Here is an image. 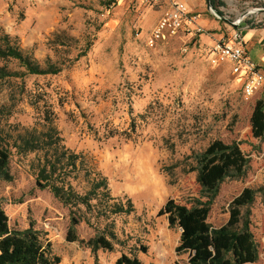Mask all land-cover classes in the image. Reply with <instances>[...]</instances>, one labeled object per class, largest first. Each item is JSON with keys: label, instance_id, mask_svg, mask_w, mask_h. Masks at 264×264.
I'll return each instance as SVG.
<instances>
[{"label": "rangeland", "instance_id": "1", "mask_svg": "<svg viewBox=\"0 0 264 264\" xmlns=\"http://www.w3.org/2000/svg\"><path fill=\"white\" fill-rule=\"evenodd\" d=\"M219 1L224 6L218 10L229 19L264 9V0ZM189 7L217 22L220 32L228 27L208 12L205 0H190ZM168 8L167 1L153 0H0V30L17 37L41 66L50 60L61 67L55 75L0 80V132L38 126L49 109L65 146L91 157L107 177L111 196L123 204L129 199L134 207L113 218L121 245L93 255L79 242H66L68 210L35 188L34 155L14 154L12 180L0 181L1 206L11 228L32 224L60 264H114L130 250L142 264H187L186 254L175 253L179 229L168 228L157 213L169 199L190 207L199 198L188 157L214 139L236 142L249 167L243 178L220 185L208 223L223 225L228 204L244 188L264 189V138L254 139L250 129L253 105L264 99V88L244 98L229 66L209 63L212 42L201 36L148 46ZM257 14L264 22V12ZM206 31L208 38L219 32ZM0 67L22 70L15 61L0 60ZM76 232L83 241L94 235L83 222ZM251 232L258 248L253 264H264V194L252 205Z\"/></svg>", "mask_w": 264, "mask_h": 264}, {"label": "trees", "instance_id": "2", "mask_svg": "<svg viewBox=\"0 0 264 264\" xmlns=\"http://www.w3.org/2000/svg\"><path fill=\"white\" fill-rule=\"evenodd\" d=\"M213 8L224 6L210 0ZM79 54L77 57L84 56ZM0 60L15 61L20 71L0 67V80L23 78L26 75H55L61 71L56 63L45 61L41 66L30 51L21 48L17 37L0 30ZM251 135L264 138V99L255 101L250 115ZM33 154L30 168L35 188L47 191L68 210L69 225L65 240L79 242L95 255L97 251L112 252L121 245L114 232L113 218L129 215L134 207L129 199L125 204L110 194L108 179L95 165L94 160L76 153L64 144L49 109L41 113L38 126L22 128L16 132H0V181L10 182L9 163L13 155ZM188 159V172H195L199 198L190 207L167 200L157 217L164 216L168 228H180L176 255L186 254L187 264H253L258 258L257 243L251 232V209L264 189L244 188L227 207V221L214 227L208 223L210 208L226 180L245 176L249 159L236 142L210 141ZM85 223L94 230L87 241L78 238L76 227ZM141 253L147 248L139 247ZM0 264H60V258L51 252L50 244L43 241L30 224L25 229L11 228L0 202ZM114 264H142L130 250L122 253Z\"/></svg>", "mask_w": 264, "mask_h": 264}, {"label": "built area", "instance_id": "3", "mask_svg": "<svg viewBox=\"0 0 264 264\" xmlns=\"http://www.w3.org/2000/svg\"><path fill=\"white\" fill-rule=\"evenodd\" d=\"M153 1L155 3L167 1L169 8L162 14L150 33L147 40L148 46L152 47L159 41H165L173 37H192L189 40L187 39L189 43L195 37L207 33L199 24L200 14L190 10L185 1ZM258 15L257 13L249 14L239 23H237V20L241 14L234 19L228 18L231 21L230 24L227 23L229 26L228 34L220 40L215 41L209 51V63L212 66L228 65L230 74L240 80L241 93L246 99L253 97L264 87V72L248 56L243 44L242 33L237 27L242 22L252 26H264L262 18H259ZM261 16L264 17L263 14ZM182 51H186L185 47H183Z\"/></svg>", "mask_w": 264, "mask_h": 264}, {"label": "crops", "instance_id": "4", "mask_svg": "<svg viewBox=\"0 0 264 264\" xmlns=\"http://www.w3.org/2000/svg\"><path fill=\"white\" fill-rule=\"evenodd\" d=\"M182 1H185L189 7V1L190 0H182ZM222 4L224 5V3H222ZM200 17H201V15H200ZM199 24L205 30L206 29L207 30L214 29L216 31H219V32L212 34L210 38L207 37L208 35L204 36L205 34L200 35L201 37L199 40L203 41V42L205 41L208 43V41H211L213 44L215 41L220 40L221 38L226 36L229 32V26L227 28H224V32H220V28H219L220 26L214 20L209 21L208 19L200 18ZM237 29L240 30L242 33L243 44H244V47L247 51L248 56L264 72V26H262V25L261 26H252V25H249L245 22H242L241 24L238 25ZM206 34H208V32ZM197 37H195L194 39L198 41ZM184 38L189 40L192 37H184Z\"/></svg>", "mask_w": 264, "mask_h": 264}, {"label": "water", "instance_id": "5", "mask_svg": "<svg viewBox=\"0 0 264 264\" xmlns=\"http://www.w3.org/2000/svg\"><path fill=\"white\" fill-rule=\"evenodd\" d=\"M206 6H207V10L214 16L216 17L218 20H222L225 21L226 23H231V21L226 18L219 10L215 9L212 7L210 0H205ZM260 12H264V9H254L251 11H247L244 12L243 14H241V16L238 18L237 23H239L245 16L249 15V14H253V13H260ZM179 231L181 232V229L179 228Z\"/></svg>", "mask_w": 264, "mask_h": 264}]
</instances>
